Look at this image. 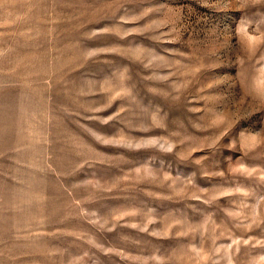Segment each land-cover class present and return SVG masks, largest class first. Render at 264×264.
<instances>
[{
	"label": "rangeland",
	"instance_id": "374dc122",
	"mask_svg": "<svg viewBox=\"0 0 264 264\" xmlns=\"http://www.w3.org/2000/svg\"><path fill=\"white\" fill-rule=\"evenodd\" d=\"M0 264H264V0H0Z\"/></svg>",
	"mask_w": 264,
	"mask_h": 264
}]
</instances>
